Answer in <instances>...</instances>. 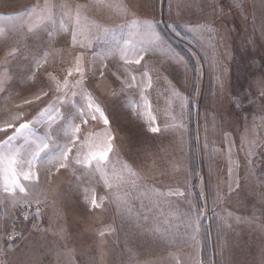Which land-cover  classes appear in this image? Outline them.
I'll list each match as a JSON object with an SVG mask.
<instances>
[{"label": "rangeland", "instance_id": "obj_1", "mask_svg": "<svg viewBox=\"0 0 264 264\" xmlns=\"http://www.w3.org/2000/svg\"><path fill=\"white\" fill-rule=\"evenodd\" d=\"M34 2L0 0V14H14ZM67 2L87 5L85 14L100 24H119L133 16L159 21L157 31L174 52L185 57L187 68L159 52L150 54L147 64L153 70L155 83L149 90V99L157 123L163 127L165 123L172 124V116L180 111V101L172 95V90L188 97L192 104L187 109L190 117L186 116L185 124L190 138L186 132L182 142L179 133L171 129L161 133L150 132L147 117H137L132 112L130 102L139 100L135 91L111 97L112 91H119L121 87L115 76L109 73L106 79L101 80L98 72L95 76L88 72L89 87L105 105L109 115L119 156L138 173V191L133 192L129 205L131 216L122 215L102 182L91 186L95 188L98 200L99 196H106L102 208L89 210L84 202L86 186L76 187L74 177L62 170L46 186V198L41 197L43 218L38 223L45 231L33 230L36 221L30 218L29 222H23L21 216L22 222L17 224L15 231L21 232L22 238L15 240L16 247L8 252L6 264H65V247L74 250L78 264H88L90 258H94L93 264H175V256H179L184 264H193L195 260H202L204 264H212V261L215 264H264V232L246 222L254 214L259 216V210L264 207L259 195L254 194L260 190L258 177L264 175V144L255 149L251 164L245 156L247 143L241 147L242 138L248 142L264 140V131L253 128V121L260 125L264 117L259 105L261 93H264V66L261 65L264 41L259 32L264 22L261 0H240V8L233 6V0H163V3L161 0H112L118 6L102 9L94 7V0ZM189 4L192 5L191 10L186 7ZM210 5H217L215 16ZM197 21H214L217 31L226 37L215 52L207 43L201 48L185 27ZM169 24L173 27L169 28ZM57 39L56 49L67 47L64 34ZM251 39L255 40L254 44L246 43ZM67 40L70 43V36ZM107 40L110 42V37ZM94 45L98 52L107 47L106 41L100 39L95 40ZM7 51V46L0 39V60ZM88 56L90 58L91 53ZM214 57L228 68L223 94L217 91L216 74L212 68ZM70 60L67 54L62 56L57 52L55 57H49L48 71L63 80L69 67L73 66ZM121 65V61L115 60L109 64V69L116 71L119 68L123 72ZM28 68L29 60L20 57L17 71L25 73ZM197 68L198 74L193 71ZM73 79L69 78L70 83ZM193 80L198 85V93L189 87ZM30 84L28 81L14 86V92L19 95H13L7 104L0 98V123L16 114L14 105L31 98L35 89L30 90ZM234 95H247L248 98L236 108L232 104ZM43 106L34 105L25 111L31 118ZM190 144L195 152V161L189 151ZM231 161H238L240 167L236 168ZM230 166L233 167L231 177ZM237 176L242 182L244 197L238 200L232 196L229 199L228 185ZM69 181H72L71 185ZM176 187L190 192L188 199L205 210L199 244L195 247L190 241L167 245L157 243L150 233L137 227V219L143 223V217L148 216L149 224L160 221L164 226L163 221L167 220L173 231L178 229L184 233L179 217V213L188 209L184 198L157 195ZM202 188L208 193L207 201L200 198ZM218 191L223 194L220 200L216 199ZM88 195L90 197L91 192ZM35 207H32V212H35ZM21 211L23 209H15L17 214ZM229 212L233 217L229 221L231 227H225L223 219L218 220L217 217H225ZM5 214L6 210L0 208V224L10 223L4 219ZM237 216L241 218L240 222L234 219ZM109 226L115 231L106 232L101 238L98 233ZM12 231L9 227L6 233L0 232V244L5 248L7 235ZM221 250L223 256L220 255ZM57 252L61 254L58 256Z\"/></svg>", "mask_w": 264, "mask_h": 264}, {"label": "snow or ice", "instance_id": "obj_2", "mask_svg": "<svg viewBox=\"0 0 264 264\" xmlns=\"http://www.w3.org/2000/svg\"><path fill=\"white\" fill-rule=\"evenodd\" d=\"M261 2L264 5V0ZM114 6L118 5H114L112 0H94V7L97 8ZM233 6L240 8L242 6L240 0H233ZM87 7L78 3L72 5L67 0H35L33 4L14 14H0V39L8 48L5 57L0 60V98L7 104L13 95H19L14 92V86L28 81L31 82L30 90L35 89L31 98L14 105L16 114L0 123V137H2L0 138V208L6 210L4 219L10 221L0 224V232L6 233L9 227L13 229L7 235V247L0 244V257H3L0 259V264H6L8 252L16 247L15 240L22 238V233L15 231L17 224L22 221L29 222L31 218L32 221H36L33 223V230L45 231L38 223L43 218V210L40 207L43 203L41 197L45 196L46 186L50 185L62 170L74 177L76 187L86 186L84 202L89 210L102 208L106 196L101 195L98 200L95 188L91 187L102 182L104 188L111 194V201L116 203L122 215L131 216L129 205L133 192L138 191V173L119 156L109 115L105 105L89 87L88 72H92L93 76L98 72L101 80L106 79L109 73L115 76L121 87L119 91L114 89L110 94L111 97L135 91L139 100L130 102L132 112L137 117H147L150 132L161 133L171 129L179 133L182 142L186 132L190 138V131L185 124L186 116L190 117L187 109L192 104L188 97L182 96L175 89L172 90V95L180 101V111L178 115L172 116V124L165 123L163 127L157 123L149 99V90L155 83L153 70L147 64L150 54L159 52L168 56L177 65L184 64L187 68L185 57L174 52L157 31L159 21L154 18L133 16L132 19H125L119 24L105 25L90 20L85 14ZM186 7L191 10L192 5ZM209 7L212 15L215 16L217 5ZM169 10L171 11V3ZM220 11L222 15V9ZM127 14L125 9V15ZM168 27L172 28L173 25L169 24ZM185 27L201 48L207 43L213 52L226 40V37L217 31L214 21H197ZM259 32L261 40L264 41V22L261 23ZM61 34L65 36L64 43L67 47L56 49L55 45L59 42L57 37ZM45 36L47 40L44 39ZM69 36L70 43L67 40ZM109 37L110 42L107 40ZM97 39L106 41V49L96 51L94 41ZM246 43L254 44L255 40H246ZM225 51L227 52L226 44ZM57 52L62 56L64 54L70 56L69 62L73 65L69 67L68 74L63 80L49 72L47 67L49 57H55ZM89 53H91L90 58ZM227 54L231 56L230 53ZM20 57L29 60V68L25 73L17 71ZM115 60L122 62L123 72H120L119 68L116 71L109 69V64ZM261 65L264 66V58L261 59ZM212 68L216 74L218 94H223L226 90L225 78L228 68L215 57ZM193 71L199 73L198 68ZM70 77H74L71 83ZM189 87L199 92L195 80ZM49 96L51 99H48ZM247 98V95H234L232 104L239 108ZM45 100L47 103H44ZM39 104L44 106L29 118V112L25 109L30 110L34 105ZM259 105L261 112L264 113V93H261ZM169 108H173L171 103ZM5 110L9 109L5 108ZM101 125L102 129L97 131ZM253 128L264 131V117L261 118L260 125H256L253 121ZM227 135L225 133L226 137ZM198 139L197 137V141ZM245 143H247L245 156L251 164L255 149L264 144V140L248 142L246 138H242V148ZM231 147L230 143V154ZM189 151L195 161V152L191 144ZM231 164L236 168L240 167L238 161H231ZM232 171L233 167L230 166V177ZM251 175L252 173L249 172V176ZM258 180L260 190L259 193L254 194L259 195L260 203L264 205V175L258 177ZM69 183L71 185L72 181ZM89 192H91L90 197ZM157 195L165 198L171 196L184 198L188 209L179 213L184 233L181 234L178 229L173 231L167 220L163 221L164 226H161L160 221L149 224L148 216L143 217V223H140L138 218L137 227L150 233L157 243L167 245L190 241L193 247L198 245L202 217L205 215L204 208L188 199L191 193L180 187ZM199 195L207 201L208 193L204 188ZM232 196L237 197L238 200L244 197L239 176L228 185V198L231 199ZM222 198L223 194L218 191L216 199ZM34 205L35 212H32ZM16 208L23 211L17 214ZM259 212V216L254 214L246 222L264 232V207ZM217 219H223L225 227H231L229 221L233 217L230 212L225 217L218 216ZM234 219L236 222L241 221L238 216ZM114 231L115 229L109 226L101 230L98 235L103 238L106 232ZM60 254L57 252L58 256ZM63 255L66 258L65 264H78L74 258V250L65 247ZM220 255L223 256V250ZM173 258L175 264H184L179 256ZM93 262L94 258H90L88 264ZM193 264H204V261L195 260ZM212 264H215V261H212Z\"/></svg>", "mask_w": 264, "mask_h": 264}]
</instances>
